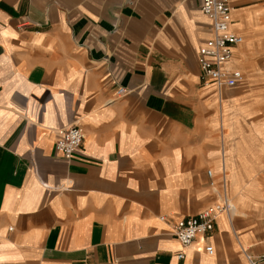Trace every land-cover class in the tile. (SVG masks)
<instances>
[{
	"label": "crops",
	"instance_id": "obj_1",
	"mask_svg": "<svg viewBox=\"0 0 264 264\" xmlns=\"http://www.w3.org/2000/svg\"><path fill=\"white\" fill-rule=\"evenodd\" d=\"M244 1L227 65L244 81L218 91L199 80V0H0V264L264 255V67L250 62L264 20L252 33L245 17L264 4ZM70 125L83 139L66 160L54 143ZM223 196L235 213L183 248L172 225Z\"/></svg>",
	"mask_w": 264,
	"mask_h": 264
},
{
	"label": "built area",
	"instance_id": "obj_2",
	"mask_svg": "<svg viewBox=\"0 0 264 264\" xmlns=\"http://www.w3.org/2000/svg\"><path fill=\"white\" fill-rule=\"evenodd\" d=\"M199 10L209 20L211 36L197 49V65L199 80L204 87H213L216 90L233 88L244 81L240 70L227 68L233 57L235 47L243 43V37L231 28L233 0H199ZM125 90L119 91L125 94ZM83 139L82 129L76 125H70L57 130V139L54 143V151L60 157L69 160L79 149ZM210 177L211 173L208 172ZM235 207L231 200L223 196L219 201L194 216L180 219L172 225L171 234L186 248L190 246L198 235L209 233L217 217L222 214H232ZM163 220L164 217H161ZM208 254H212L210 246L205 248ZM181 253L177 256L182 259ZM249 264H258L264 261V255L252 258L246 255Z\"/></svg>",
	"mask_w": 264,
	"mask_h": 264
},
{
	"label": "rangeland",
	"instance_id": "obj_3",
	"mask_svg": "<svg viewBox=\"0 0 264 264\" xmlns=\"http://www.w3.org/2000/svg\"><path fill=\"white\" fill-rule=\"evenodd\" d=\"M244 2L248 3V4H264V0H245ZM245 17L247 20V23H246L247 29L253 33L255 31H257L256 30L257 23L260 22L261 20H264V11L256 10L254 12H249L248 14H246ZM262 37H263V35L260 36V38H262ZM260 38L256 39V41H255L256 46L258 47L259 50L262 47V39H260ZM251 45H252L251 42H249L247 40L242 48H249ZM254 54L255 55L252 56L253 58L250 60V62L254 65L264 67V48L257 55H256V53H254ZM253 88H254V86L250 87L249 89H253ZM226 112H227V110L224 108L223 113H224L225 117H226ZM234 141H229V143L231 144V142H234Z\"/></svg>",
	"mask_w": 264,
	"mask_h": 264
},
{
	"label": "bare ground",
	"instance_id": "obj_4",
	"mask_svg": "<svg viewBox=\"0 0 264 264\" xmlns=\"http://www.w3.org/2000/svg\"><path fill=\"white\" fill-rule=\"evenodd\" d=\"M233 12H234V11H233ZM233 12H232V14H233ZM244 44H245V43H244ZM244 44H243V46H244ZM243 46H242V47H243ZM232 203H233V202H232ZM233 205H234V203H233ZM234 207H235V209H234L233 213H235V211H236V206L234 205ZM233 213H232V214H233Z\"/></svg>",
	"mask_w": 264,
	"mask_h": 264
}]
</instances>
